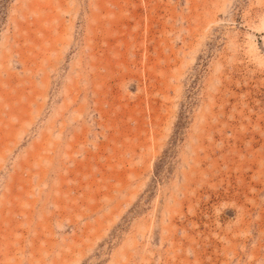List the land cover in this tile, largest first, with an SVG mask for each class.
Returning a JSON list of instances; mask_svg holds the SVG:
<instances>
[{
    "label": "rangeland",
    "instance_id": "rangeland-1",
    "mask_svg": "<svg viewBox=\"0 0 264 264\" xmlns=\"http://www.w3.org/2000/svg\"><path fill=\"white\" fill-rule=\"evenodd\" d=\"M0 264H264V0H0Z\"/></svg>",
    "mask_w": 264,
    "mask_h": 264
}]
</instances>
